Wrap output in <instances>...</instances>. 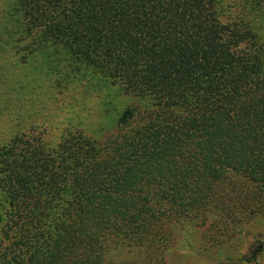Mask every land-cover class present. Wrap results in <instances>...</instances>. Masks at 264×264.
Instances as JSON below:
<instances>
[{"label":"trees","instance_id":"16d2710c","mask_svg":"<svg viewBox=\"0 0 264 264\" xmlns=\"http://www.w3.org/2000/svg\"><path fill=\"white\" fill-rule=\"evenodd\" d=\"M220 17L214 0H0L15 52L130 99L101 142L0 146V264H164L178 226L240 198L227 175L264 192V38Z\"/></svg>","mask_w":264,"mask_h":264},{"label":"rangeland","instance_id":"374dc122","mask_svg":"<svg viewBox=\"0 0 264 264\" xmlns=\"http://www.w3.org/2000/svg\"><path fill=\"white\" fill-rule=\"evenodd\" d=\"M214 4L221 8L222 22L238 18L264 38V0H214ZM3 27L1 21L0 146L16 129L33 137L39 134L51 146L69 130L99 142L117 130L118 114L129 98L88 80L83 71L74 75L77 72L70 68L48 64L46 54L30 58L35 53L15 52L18 47L13 46L22 40L15 19L7 26V37ZM6 41L12 44L3 46ZM226 177L237 185L240 198L226 196L224 207H209L202 220L178 226L175 245L165 254L164 264H264V192L238 176ZM259 247L260 253L251 257ZM111 259L130 262L136 258L123 251Z\"/></svg>","mask_w":264,"mask_h":264}]
</instances>
